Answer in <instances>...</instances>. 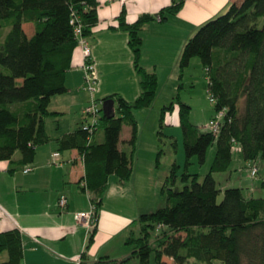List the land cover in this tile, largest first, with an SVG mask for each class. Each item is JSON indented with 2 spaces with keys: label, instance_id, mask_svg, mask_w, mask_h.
Here are the masks:
<instances>
[{
  "label": "trees",
  "instance_id": "1",
  "mask_svg": "<svg viewBox=\"0 0 264 264\" xmlns=\"http://www.w3.org/2000/svg\"><path fill=\"white\" fill-rule=\"evenodd\" d=\"M184 5L185 0L177 1L158 17L164 21L176 16ZM98 7V0H0V30L5 20H14L0 46V162H13L19 152L20 168L31 167L38 149L52 141L47 121L60 115L51 110L52 99L68 91L66 77L79 48L71 21L76 16L84 37L90 39L99 22ZM262 18L264 0H241L227 13L201 26L185 45L181 76L193 59L200 58L208 73V92L217 99L216 110L227 109V116L220 133L214 135L190 122V106L173 102L163 109L161 126L168 121L167 114L179 105L188 163L198 157L204 164L209 149L215 146L211 171L203 182L197 175H185L186 183L193 178L191 186L180 192L169 188L168 207L143 214L132 223L126 239V245L134 247L130 258L98 264H128L132 258H137L139 264H151L153 256L158 264H167L165 257L175 264H264V199L247 198L242 188H227L220 202L222 190L214 177L230 169L233 140L242 147L241 154L250 165L259 168V160L264 162ZM154 20L156 17L146 15L128 24L125 11L120 17V28L129 34L135 69L141 77L139 98L128 102L115 94L101 100L116 105L112 113H105L103 105L99 128L103 130L102 142L95 141L98 132L90 142V134L82 126L58 140L60 152L77 150L85 163L86 173L80 184L87 182L97 222L110 177L117 176L122 182L133 177L139 133L135 112L152 107L158 94L157 75L142 66V34ZM24 24L35 25L32 37ZM241 100H245L243 110ZM126 123L133 129L128 142L131 153L119 148ZM177 170L175 165L171 177L174 183ZM16 171L14 168L9 173ZM159 225L162 229L158 233ZM96 231L95 227L86 250L93 246ZM5 253L8 258L4 261ZM24 259L22 232H0V264H23Z\"/></svg>",
  "mask_w": 264,
  "mask_h": 264
},
{
  "label": "crops",
  "instance_id": "2",
  "mask_svg": "<svg viewBox=\"0 0 264 264\" xmlns=\"http://www.w3.org/2000/svg\"><path fill=\"white\" fill-rule=\"evenodd\" d=\"M177 1L180 0H130L122 4L119 1L98 0L99 22L89 39L99 78L97 92L92 95L85 89L82 68L84 58L78 49L72 69L66 77L68 91L52 99L51 110L60 113L47 121V132L52 141L38 149L35 163L31 165L32 171L24 173L25 169L19 165L21 157L18 158L17 154L13 162H0V232L14 229L22 232L25 247L23 264H51L48 260H57L62 264H98L100 261L120 262L131 257L132 252L124 251L121 247L126 244L128 231L137 216L126 210V206L116 210L112 204L123 202L125 205L132 194L138 192V174L142 173L138 167L135 168V160L134 174L130 181L122 182L117 176L110 177L96 225L95 242L86 250L94 229L89 230L75 218L77 213L89 211L93 206L91 194L84 192L80 184L86 173L85 163L77 150L60 152L58 140L81 128L83 111L93 97L101 101L118 94L128 102H134L141 95V77L135 69L129 34L120 28L123 11L128 24H134L146 15L156 17L142 34V66L157 75L160 88H166L168 82L179 80L183 50L199 28L227 13L234 3L241 2L185 0L178 15L162 21L158 17L160 12ZM28 25L24 24L25 31ZM35 32L30 35L26 31L29 37ZM161 91L163 95L165 89ZM168 120V125L172 126V115ZM99 131L95 136L96 142L104 139ZM132 132L131 125H124L119 145L121 151L132 152L128 144ZM55 154L60 157L56 159ZM149 155H153V152ZM140 156L141 153L139 160ZM151 163L149 158L145 159L149 179L153 181L156 176ZM14 168L17 171L10 174L9 171ZM233 184L231 177L229 185ZM241 188L246 195L244 188ZM247 189V198L264 199V180L262 185L257 181ZM25 194H31L32 197L27 202L16 201L17 196ZM256 194L260 197H255ZM64 196L67 198L65 207L60 204ZM120 235L124 236L122 242L119 241ZM80 257L81 262L78 261ZM163 261L175 264L172 258L165 257Z\"/></svg>",
  "mask_w": 264,
  "mask_h": 264
},
{
  "label": "rangeland",
  "instance_id": "3",
  "mask_svg": "<svg viewBox=\"0 0 264 264\" xmlns=\"http://www.w3.org/2000/svg\"><path fill=\"white\" fill-rule=\"evenodd\" d=\"M13 23L14 20L12 19L4 21L3 28L0 30V46L4 43L7 35L12 30ZM263 26L264 18L259 21V28H263ZM26 31L28 34L32 35L36 31L35 25H28ZM181 75L179 80L168 82L166 88L164 86L161 88L159 87L156 100L152 107L136 110L135 112L139 133L134 160L135 168L138 167L137 169L142 173L138 174L137 183L139 189L137 193L134 192L132 194V197L126 201L125 205H123V202L120 204L113 203L112 207L119 210L123 208L122 206H126V210L134 212L137 219L143 214H150L156 212L160 208L168 207L170 205L168 195L169 188L173 189L175 192H180L183 191L186 186H191L193 178L186 183L184 179L185 175H197L199 177V182H203L205 177L210 173L215 160L216 147L212 146L208 151L207 160L204 164H201L198 157H194L188 163L185 150L184 131L181 127L179 105H176L175 109L167 114L169 118L172 115L174 124L172 126L168 125L169 118L167 117L168 121L161 126L162 111L173 102H175V104H186L190 106V122L202 130L207 127L209 122L217 115L216 104L211 102L208 92V73L201 59H193L190 67L183 72V76ZM161 89H165L163 95L160 94ZM244 106L245 100H241V110L244 109ZM125 125L130 124L126 123ZM99 133L102 135L103 130L100 129ZM150 152H153V155L150 156ZM139 153H141L140 160ZM17 157H21L19 152L17 153ZM148 158L149 161H152L151 167L155 171L156 177L153 181L149 179L147 167L144 165L145 159ZM175 165L178 166V170L174 183L171 177ZM258 166L260 172L258 178L254 179L251 176L250 164L245 161L240 152L235 150L233 163L230 169L227 172L214 175L218 188L222 190L219 201L221 202L224 199L223 191L228 186H231L229 188L243 187L246 195L249 196L247 188L257 183V181L262 185V180H264V162L259 160ZM231 177L234 181L233 185H229ZM52 195L54 196L55 193ZM29 197H32V195L25 194L20 197L17 196L16 201L27 202ZM255 197H260V195L256 194ZM120 239L119 241L122 242L124 236L120 235ZM121 248L124 251L132 253L134 251V247L127 246L126 244ZM7 258L8 255L5 253L3 255V260L5 261ZM48 262L51 264H62L57 260H48ZM128 264H139V260L137 258H132L129 260ZM151 264H158L155 256H153Z\"/></svg>",
  "mask_w": 264,
  "mask_h": 264
},
{
  "label": "built area",
  "instance_id": "4",
  "mask_svg": "<svg viewBox=\"0 0 264 264\" xmlns=\"http://www.w3.org/2000/svg\"><path fill=\"white\" fill-rule=\"evenodd\" d=\"M109 2L113 1H119L122 4L127 3L130 0H107ZM71 24L75 27V33L79 42V50H81L83 58H84V64L82 66L85 74V89L92 95H94L98 90V84H99V78L98 73L94 64V60L92 57V47L90 44V40L83 35V26L81 23H79V19L74 16ZM210 100L212 103L216 104L217 99L209 92ZM103 102L100 100L92 98L90 104L84 109L83 111V125L82 128L84 131L89 132L90 134V142L93 139V136L96 135V133L99 131L100 128V120L102 116V109H103ZM227 109H222L220 111H217V115L215 118H213L207 127L204 128V130L210 131L214 135H218L223 127V124L225 122L226 116H227ZM234 143V151H238L242 153V147L237 143L236 140H233ZM54 157L57 159L60 157L59 154H55ZM251 168V176L254 179L258 178L259 175V168L254 165H250ZM32 171L31 167H28L24 170L25 174H28ZM82 187L86 189L88 192V186L87 182L84 181L82 183ZM60 204L62 206H66L67 204V198L64 196L60 200ZM76 220L81 225L87 227L89 230H93L96 227L97 224V216H96V208L93 205L92 208L89 211L86 212H80L76 214ZM162 229V225H159L157 228V232L159 233ZM82 257L78 258V261L81 262Z\"/></svg>",
  "mask_w": 264,
  "mask_h": 264
},
{
  "label": "water",
  "instance_id": "5",
  "mask_svg": "<svg viewBox=\"0 0 264 264\" xmlns=\"http://www.w3.org/2000/svg\"><path fill=\"white\" fill-rule=\"evenodd\" d=\"M114 102L109 101L104 103V112L105 113H112L114 111Z\"/></svg>",
  "mask_w": 264,
  "mask_h": 264
}]
</instances>
